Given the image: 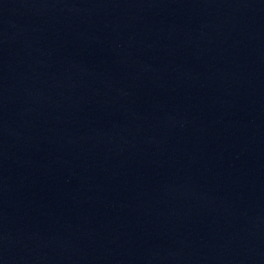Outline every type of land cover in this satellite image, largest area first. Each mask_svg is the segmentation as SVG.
Listing matches in <instances>:
<instances>
[{"label":"water","instance_id":"obj_1","mask_svg":"<svg viewBox=\"0 0 264 264\" xmlns=\"http://www.w3.org/2000/svg\"><path fill=\"white\" fill-rule=\"evenodd\" d=\"M0 223L25 264H264V0H0Z\"/></svg>","mask_w":264,"mask_h":264}]
</instances>
